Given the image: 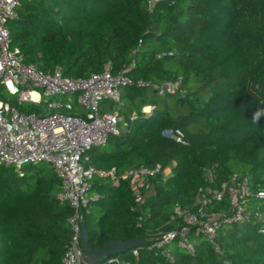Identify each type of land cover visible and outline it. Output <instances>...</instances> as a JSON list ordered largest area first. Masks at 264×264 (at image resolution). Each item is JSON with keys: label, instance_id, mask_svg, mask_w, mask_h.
Instances as JSON below:
<instances>
[{"label": "trees", "instance_id": "trees-1", "mask_svg": "<svg viewBox=\"0 0 264 264\" xmlns=\"http://www.w3.org/2000/svg\"><path fill=\"white\" fill-rule=\"evenodd\" d=\"M7 28L22 61L45 71L59 66L63 75L86 77L106 63L113 73L128 66L133 84L123 86L115 109L126 124L119 121L104 144L84 152L87 164L114 168L118 180L93 175L82 213L94 249L111 240L145 242L105 264H117L114 257L130 264H264V230L252 222L220 225L215 244L188 231L193 251L175 240L172 258L149 248L155 232L173 226L176 207L192 209L199 188L237 176L264 191V114L253 118L264 108V0H18ZM176 78L174 93L153 88ZM165 130L180 131L181 141ZM157 165L170 172L155 175L151 194L136 207L120 174ZM59 190L50 165L26 163L18 173L0 164V264H62L72 208ZM247 202L259 205L254 197ZM225 206L211 201L209 209Z\"/></svg>", "mask_w": 264, "mask_h": 264}, {"label": "built area", "instance_id": "built-area-1", "mask_svg": "<svg viewBox=\"0 0 264 264\" xmlns=\"http://www.w3.org/2000/svg\"><path fill=\"white\" fill-rule=\"evenodd\" d=\"M17 3L18 0H0V90L11 95L4 100L0 94V164L12 165L18 173L26 163L46 162L54 169L60 181L57 197L72 208L66 220L70 239L62 264H89L85 262L86 254L81 247V228L84 224L82 209L88 202L92 177L108 176L117 181L118 176L114 168L96 171L87 164L84 152L91 146L104 144L109 133L117 132L122 117L116 110L100 111L99 103L105 99L118 102L120 87L133 84V81L126 75L128 66L113 73L110 64L106 63L99 72L73 77L63 75L59 66L45 71L35 64L23 62L17 49L10 47L7 28V21L15 16ZM136 83L142 84L141 81ZM179 84V78L169 79L154 84L153 88L159 95L171 94L178 90ZM65 93L76 96L64 103L57 99L51 102L53 96ZM43 97L47 105L42 109L34 111L20 107L22 101L38 102ZM74 102L85 107V116L72 113ZM135 117L133 113L129 120ZM163 134L181 141L178 130L175 133L165 130ZM159 172L165 176L170 167L135 166L120 174L129 181L136 207L151 194L152 180ZM250 197L259 201V205L249 204L247 199ZM223 200L225 208L209 209L211 201L220 203ZM263 201L264 191H252L246 177L233 176L230 182L214 189L199 188L193 196L192 209L176 207L173 226L155 232L149 239V248L172 258L170 245L175 240L183 249L193 251L194 243L188 231L215 244V235L222 224L252 222L264 230ZM132 252L137 254L136 249ZM112 261L130 264L119 257Z\"/></svg>", "mask_w": 264, "mask_h": 264}, {"label": "water", "instance_id": "water-1", "mask_svg": "<svg viewBox=\"0 0 264 264\" xmlns=\"http://www.w3.org/2000/svg\"><path fill=\"white\" fill-rule=\"evenodd\" d=\"M144 242L145 241L141 238H132L130 240H111L94 249L88 244L87 233L84 224L81 228V247L86 254L85 262L89 264L102 262L109 255L114 256L127 250L130 247H135L136 245L142 244Z\"/></svg>", "mask_w": 264, "mask_h": 264}, {"label": "rangeland", "instance_id": "rangeland-1", "mask_svg": "<svg viewBox=\"0 0 264 264\" xmlns=\"http://www.w3.org/2000/svg\"><path fill=\"white\" fill-rule=\"evenodd\" d=\"M123 89V86L120 87V90ZM0 94L2 96V98L5 100L7 98H9L11 95L8 91L1 89L0 90ZM75 94H71V93H65V94H60L56 96H53L51 98V102H54L55 99L62 101L63 103L66 102L67 100L73 99L75 98ZM46 98H41L40 100H38V102H31V101H22V103L20 104V107L24 110H32V109H42L44 106H46ZM120 105V101L118 102H113L110 101L108 99L105 100H101L99 103V107H100V111H113L115 109H117ZM143 108V112H149L150 111V107L148 105H144L142 106ZM55 109H52V111H54ZM85 107L82 105H77L74 102V109L72 110V113H77L80 114L82 116H85ZM42 167H47L49 164L46 162H41ZM258 203H260L258 201Z\"/></svg>", "mask_w": 264, "mask_h": 264}, {"label": "clouds", "instance_id": "clouds-1", "mask_svg": "<svg viewBox=\"0 0 264 264\" xmlns=\"http://www.w3.org/2000/svg\"><path fill=\"white\" fill-rule=\"evenodd\" d=\"M261 114H264V108L258 109L253 118L257 119Z\"/></svg>", "mask_w": 264, "mask_h": 264}, {"label": "bare ground", "instance_id": "bare-ground-1", "mask_svg": "<svg viewBox=\"0 0 264 264\" xmlns=\"http://www.w3.org/2000/svg\"><path fill=\"white\" fill-rule=\"evenodd\" d=\"M33 96H35V94H33Z\"/></svg>", "mask_w": 264, "mask_h": 264}]
</instances>
